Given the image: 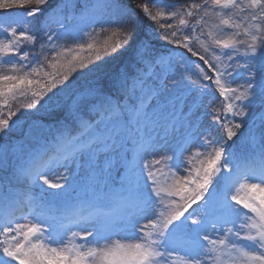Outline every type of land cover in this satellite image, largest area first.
I'll return each instance as SVG.
<instances>
[{
	"label": "snow or ice",
	"instance_id": "obj_1",
	"mask_svg": "<svg viewBox=\"0 0 264 264\" xmlns=\"http://www.w3.org/2000/svg\"><path fill=\"white\" fill-rule=\"evenodd\" d=\"M32 3L47 5L48 0H2L0 9H8L12 5L23 8L25 4ZM61 3L67 24L62 23L60 31L41 35L31 31L18 33L15 28H10V35L17 38L0 42V57L16 56L20 61L28 60L30 56L39 58V53L20 52L25 39L33 43V48L44 41L42 51L55 52L54 47L46 46L61 38L74 40L73 35L81 36L83 31L91 28L93 31L110 32L116 38L111 42L104 41L105 53L109 49L118 54L130 50L132 62L118 69L107 68L101 50L94 49V45L89 43L87 49L90 53L95 51L98 63L90 59L85 63L75 55L66 64L58 66L52 63L49 67L66 70L57 71L54 76L44 71L45 77H52L47 82L30 78L43 71L33 63H10L12 73L0 75V97L5 98V104L7 96L15 97L17 92L23 95L26 87L31 90L30 102L21 108L20 116L27 113L32 117L28 122L21 121L19 117L13 120L16 113L10 111L8 119H0V172L9 173L17 183L28 177L34 183L42 181L39 196L28 201L39 213L33 216L35 222L31 223H21L12 215L11 210L23 203V193L11 191V185L0 184V203L9 209L0 217L5 221L0 230V236L4 237L0 241V253L7 258L5 264H170L174 254L184 256V264H212V253L217 251L226 257L222 264H241L240 257L244 258L242 264H264V144L261 145L259 164L249 169L253 174L250 178L259 179L260 183L241 184L246 194L241 196L237 192L231 196L236 205L254 214L247 216L235 232L228 228L216 239L205 234L200 239L207 241L206 245L194 235L192 225H197L205 214L222 208V203L201 208V214L191 218L192 225L174 224L193 204L203 200L219 171L223 156L221 146L202 165V171L196 170L195 179L178 178L171 186L168 196L179 198V203L173 201L175 207L171 211H161L154 219L139 223L153 208L157 213L158 207L146 198L142 190L140 177L145 169L151 167L146 157L157 149L159 132L167 135L170 129L180 128L188 129L195 138L205 135L207 129L201 132L197 128L203 108V114L213 117L218 127L222 125L227 130V140H232L240 135L243 121L248 116L254 117L257 104L264 109V29L245 32L243 35L250 36V42L241 39L240 33H233L230 39L213 37V43L224 50L222 55L227 58L224 68L220 69L201 55L199 59L212 68V73L204 71L199 84L190 81L185 86L182 79L171 74L168 57L154 54L149 39L151 33L149 37L136 39L138 17L132 8V0H61ZM211 3L220 8L241 7L237 0H211ZM149 4L154 2L148 0L138 7L153 21L159 22L163 14L152 15ZM193 7L206 8L207 2ZM248 7L256 10L251 20L264 23V0H248ZM38 11V7L28 9L26 16L34 17ZM186 23V20H180L181 25ZM221 23L228 28L240 27L231 19H224ZM170 28L171 24L159 22V31H153L160 38V33ZM172 35L175 37V30ZM163 38L170 44L181 43L175 39L169 41L167 36ZM188 39V36L184 37V48L195 56L197 52L187 43ZM209 48H212L211 44ZM36 62L39 63V59ZM178 69L187 70L183 61ZM21 70L23 75L16 74ZM237 78L242 80L239 94L238 89L229 87L236 83ZM213 83L218 86L219 98L226 102L227 114L240 117L241 122L229 126L219 113L212 111L214 105L211 102L198 105L195 99L189 101L186 88L196 93L203 85L206 92ZM232 97L236 103L228 102ZM133 100L136 102L130 103ZM259 119L264 127V114ZM252 126L255 127V119ZM247 135L255 139L251 128ZM209 143L213 145L212 140ZM49 154L65 169L55 180L48 175L51 169L43 170L44 159ZM165 159L169 161V155ZM142 161L145 162L141 168ZM114 172L119 177L118 185L114 183ZM148 178L155 182L150 170ZM47 189L59 191L48 192ZM155 195L160 197L159 190ZM69 198L71 203H67ZM103 201H108L111 206L106 207ZM56 202H62L63 208L55 207ZM89 208L96 211L83 230L84 242L72 247H59L64 243L61 231L64 220L70 213L73 216L78 214L83 220L85 210ZM170 225L173 226L171 230ZM133 226L135 233L130 234L140 243L101 246V241H109L117 229L127 231ZM213 231H216V225H213ZM242 231L244 234L241 236ZM45 232L47 242L41 243L39 234ZM76 235V232L72 233L73 237ZM230 236L251 242L255 250L245 251L231 243ZM86 245L95 246L84 251ZM209 245L210 249L205 251ZM234 253H239V256H233Z\"/></svg>",
	"mask_w": 264,
	"mask_h": 264
},
{
	"label": "trees",
	"instance_id": "obj_2",
	"mask_svg": "<svg viewBox=\"0 0 264 264\" xmlns=\"http://www.w3.org/2000/svg\"><path fill=\"white\" fill-rule=\"evenodd\" d=\"M134 1V5L132 6L133 10L137 12L138 17V33L136 39L149 37V33H151L149 39L154 47V54L157 56H164L166 53H170V51L174 48L183 51L184 53H191L184 48V37L188 36L189 39L187 43L190 47L197 52L195 57L200 61V63H196L192 68L186 62H183V65H186V71L184 75H186L190 81H196L197 84L200 83L204 75V71H211L212 68L205 64L202 60L199 59L201 55H204L211 63L216 64L220 69H223L227 58L222 55L223 49L217 47L213 43V37L220 39H230L232 38L233 33H240L241 39L248 40L250 42V36L243 35L245 32H255L256 28L264 29V23H259L258 21H252L251 15L255 9H251L248 7V0H243L241 2H237L241 5L239 8H220L218 6H214L211 3V0H152L154 4H149L151 14L157 15L158 13H162L160 16L159 22H165L167 24H171L172 28L165 29L160 33V38H158L157 34L153 29L159 31V22L153 21L148 14L142 12V9L138 7V5H142L147 3L148 0H132ZM2 2V0H0ZM207 2L206 8L194 9V5H204ZM246 3V5H243ZM60 5V7H58ZM243 6V7H242ZM38 7L40 11L34 17H27L26 11L28 9ZM62 3L61 0H48L47 5L37 6L34 3L25 4L23 8L19 5H12L8 9H0V19H5L8 17H15L14 22L6 27L8 29L5 31V37L0 42H7L8 39H16L17 37H12L10 35V28H15L17 32L24 31L25 33L37 32L43 35L49 31L55 33L60 31V25L62 23L67 24V20H65V13L61 11ZM191 12L192 15H188ZM186 20V24L181 25L180 20ZM224 19H231V21L235 24H239V28H228L227 26L222 25L221 21ZM255 25V27H253ZM175 30V37H173L172 32ZM1 36V35H0ZM164 36H167L169 41L178 40L181 43L170 44L164 40ZM72 39L69 40L66 38H61L55 40L52 45H47L48 48H55V52L52 51H42L41 45L44 43L42 41L40 44H36L33 48V43L27 41L21 45L20 52L24 53L26 51L39 53L40 57H29L28 60L20 61L16 56L9 57H0V75L2 74H11L12 68L10 63H23L25 65H29L33 63V66L38 67L39 69H43V71H39L38 75H33L30 78L40 79L42 81H49L52 77L44 76V71L52 73L54 76L57 71H65L63 68H52L49 67L50 64L55 63L58 66L60 64H66L67 61L72 60V57L78 56L80 59H83L85 63H88L89 59L93 62L98 63L96 61L95 51L91 53L87 49V44L92 43L94 45V49L99 48L101 50L100 54L102 59L106 60L105 67L118 69L125 64L132 62L131 52L130 50H123L119 54L112 53L109 49L107 53L104 52L103 46L104 41L109 40L110 42L115 37L111 36L110 32H101L99 29L93 31L91 28L86 29L81 33V36L73 35ZM135 39L133 41V45L135 44ZM84 45L83 48L80 45ZM212 45V48H209V45ZM71 51H68V50ZM215 49V50H213ZM241 52L243 49L241 48ZM56 53H60L59 56ZM109 56L112 58L109 59ZM194 56V55H193ZM39 59V63L36 61ZM196 59V60H197ZM181 59H175L170 62L173 69L176 71L179 70L178 66L181 65ZM198 61V62H199ZM79 71V69H78ZM174 73V71H173ZM23 75V70L19 73ZM172 74V73H171ZM200 75L196 77V75ZM206 83V82H205ZM242 83V80L238 78L236 83L229 85L231 88L238 89L237 94H239V86ZM211 89L215 90L218 88L214 84L208 87L207 90ZM203 85H201V89L198 93H202ZM31 98V90L27 87L24 90L23 95L20 92H17L15 97L9 95L7 96V106L3 107L2 103H4L3 97H0V119H8L9 112H15L16 116H13L12 119L15 120L17 117L21 121L28 122L31 120V116L23 114L24 116H20V110L23 106H26L30 102ZM235 97L228 102H233ZM136 101H130V103H135ZM259 105V104H258ZM34 183L32 184L28 178L22 179L19 183L14 180L9 173L0 172V184L11 185V191L14 192H22L24 196L25 194L32 191L33 194L39 196L40 184ZM45 188L47 186H44ZM28 190V191H26ZM49 192V190L47 189ZM71 199V198H69ZM3 254L0 253V260Z\"/></svg>",
	"mask_w": 264,
	"mask_h": 264
},
{
	"label": "rangeland",
	"instance_id": "obj_3",
	"mask_svg": "<svg viewBox=\"0 0 264 264\" xmlns=\"http://www.w3.org/2000/svg\"><path fill=\"white\" fill-rule=\"evenodd\" d=\"M243 5H246V3H243ZM243 7V6H242ZM15 17H8L5 19H0V40L2 41L3 38L6 36L4 33L6 30V27H9L12 22H14ZM172 67V66H171ZM173 70V69H172ZM170 70V71H172ZM173 75L176 76L177 79H182V82L187 86L189 83L188 77L186 75H177V71L173 73ZM186 94L188 96L189 101L191 102L192 99H195L196 104H206L209 102L208 100L211 99L212 104L214 105L212 111L215 113L217 104L221 103L220 100H223V98H218L216 95L215 97H210L209 94L205 93L204 95L200 93H189L187 88L185 89ZM223 102V101H222ZM220 105V104H219ZM221 108V106H220ZM261 107H254V117L248 116L244 121V128L241 131L240 135H238L236 140H234V147L232 148H223L224 146V136H225V128L223 126H217L213 122V117L209 116L207 113L203 114L204 110L201 108L199 113V120L197 122V128L204 132L206 129L208 130L205 135H202L199 138H195L191 135V131L188 129H180L177 128L175 131L169 130L167 135L164 132H159L158 136V147L157 149L151 154L146 157V162L151 165L150 169H145L142 176L140 177V183L142 185V190L146 196V198L153 202L157 208V213L155 211V208L152 210L146 212L144 216L142 217L141 221L139 223L143 224L146 223L150 219H154L156 214H159L161 211H171L175 207V201L176 203H179L178 197H169L168 196V190L171 188V186L175 183V181L180 179H195V174L197 169H201L202 171V165L207 163V160L210 159L215 155V149L218 147H222L223 149V156L220 163L218 165L219 171L224 170L225 174L223 177L222 182H224L223 187H221V194L220 196L226 191L227 188H230V185L235 187V193H239V195L244 196L246 194V189L241 188V184H249V183H258L254 178H250L253 176V174L249 171V169L257 164H259L261 159V145L264 144V140H262V136H264V127L261 126L260 122V115L264 114V111H261ZM215 110V111H214ZM261 111V112H260ZM258 113V114H257ZM257 114V115H256ZM231 115H228L226 117H230ZM231 118V117H230ZM227 119V118H226ZM253 119H255V127L252 126ZM224 122V120H223ZM237 122H241L240 117H235L232 119V121L229 123V126L234 125ZM224 123H227V120H225ZM252 129V132L254 133L255 139H251L248 137V130ZM194 131V130H192ZM187 137V138H186ZM207 137V139L205 138ZM209 140H212V144L209 143ZM182 144V147L180 145ZM186 148V149H185ZM185 149V151H184ZM239 150V152L237 151ZM169 155L170 159L169 161L165 159V156ZM155 161H160L159 164H156ZM145 161L141 162L140 167H143ZM187 162L188 165H187ZM46 164H48L46 169H51V171L48 172V175L52 177L53 180L58 178L60 173H63L65 169L61 167L55 160V158H48L46 160ZM239 166V167H237ZM187 167V168H186ZM151 171L154 175L153 182L151 179L148 178V171ZM218 171V172H219ZM221 174V173H220ZM116 173L114 172V177ZM216 175L213 177V179H216ZM231 177V178H230ZM230 178V179H229ZM212 179V180H213ZM30 180L33 181V179L30 177ZM63 183V181H60ZM190 187H195V185H190ZM213 189L215 187L212 185ZM211 185L208 188V195L201 200L198 204H193L192 208L194 209L189 212L190 213L195 212L196 209H199L201 206H213V204H210L214 201V194L213 191L210 190ZM51 191H59V190H52ZM159 190L160 197H157L155 195V192ZM71 203V202H67ZM104 205L105 203H109L108 201L102 202ZM64 204L62 203L59 208H63ZM21 209V208H20ZM23 211H28L26 213L28 214H34L35 213V207L33 205H30L29 203L24 204L22 207ZM230 216H228V219L225 222H220L218 224H212L209 219L203 220L199 224V228L197 230L196 238L200 240L202 244L206 245L207 241H204L200 239L203 235L207 234L209 238H219L220 234L223 232V230L226 232L228 228H232L233 232L237 230L239 225L243 222L245 219V215H238L237 217H234L233 211L234 210H226ZM6 212L5 207H0V217L4 215ZM187 213V212H186ZM186 213L183 217L180 219H185ZM71 215V213L69 214ZM15 218V217H14ZM241 218V219H240ZM18 219L21 223H27L26 219L22 218H15ZM178 219V220H180ZM236 219H240L239 222H236ZM2 221V218H1ZM91 222V218L89 220H86L85 222H81L78 225L79 226H72L68 229L64 230L61 229L63 232V240L64 243L58 245L59 247L63 248L65 246L72 247L74 244H80L84 241L82 240V237L84 235V229L88 227V224ZM177 222V221H176ZM174 222V224H176ZM228 222V223H227ZM5 223V222H4ZM3 223V225H4ZM213 225H216V231H213ZM173 226L170 225V230ZM3 226H0V230H2ZM76 232L77 235L75 237L72 236V233ZM135 233V227H130L127 229V231L117 229L114 234L111 235V238L109 241H101V246H107L110 247L113 244L120 243L125 246H132L136 243H140L141 241L133 234ZM137 235L139 233H136ZM244 234V232H241V236ZM40 240L41 243L47 242V233H40ZM231 243H236L240 247L244 248L245 251L247 250H255L254 245L251 242L240 240L239 238L233 239L231 236L229 237ZM4 237L0 236V241H3ZM89 246H95V245H86L84 248V251L87 250V247ZM209 247H211L209 245ZM210 249V248H209ZM208 248L205 249V251L209 250ZM219 264H222V262L226 259L223 252L219 251ZM233 256H239V253H234ZM3 261L2 264H5V261L7 258H5L2 255L1 258ZM243 257H240L241 264L243 262ZM185 257L180 254H174L173 257L170 258V264H184ZM10 264H18V262H10Z\"/></svg>",
	"mask_w": 264,
	"mask_h": 264
}]
</instances>
